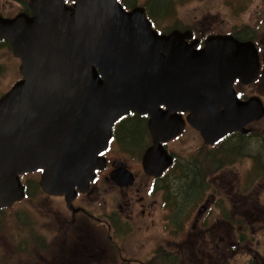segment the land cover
I'll use <instances>...</instances> for the list:
<instances>
[{"label": "water", "instance_id": "1", "mask_svg": "<svg viewBox=\"0 0 264 264\" xmlns=\"http://www.w3.org/2000/svg\"><path fill=\"white\" fill-rule=\"evenodd\" d=\"M66 1L28 0L31 14H0V41L10 43L21 75L0 96V208L23 198L19 175L27 172H41L47 194L69 201L84 191L126 114L149 116L142 166L155 175L171 163L162 142L181 132L180 112L208 143L247 133L263 117L258 98L242 101L232 87L257 75L252 43L211 36L194 49L188 32L158 33L142 6ZM126 172L118 164L112 174L130 181Z\"/></svg>", "mask_w": 264, "mask_h": 264}, {"label": "flooded vegetation", "instance_id": "2", "mask_svg": "<svg viewBox=\"0 0 264 264\" xmlns=\"http://www.w3.org/2000/svg\"><path fill=\"white\" fill-rule=\"evenodd\" d=\"M170 8L171 14L165 13L164 17L171 18L175 12L173 0ZM231 8L236 12L241 3L231 4ZM145 13L147 15L146 9ZM149 19L159 32H188L190 37L185 40L188 44L193 43L194 49H201L211 36H229L240 43H252L258 62L257 75L249 83L236 78L233 88L240 100L256 97L264 107V17L257 15L253 27L234 23L221 29L206 28L209 25L204 24L206 27L200 29L189 24L178 25L167 32L159 27L155 17ZM179 114L184 126L175 137L162 142L172 160L160 174H149L142 166V155L152 140L147 128L149 116L139 114L145 118L150 144L143 148L140 167L136 171L131 169L132 154L124 156L122 151L120 143L125 136L122 127L117 126L118 120L113 124L106 149L99 154L102 167L94 169L84 191L76 190L69 201L64 194H47L63 201L61 207H52L51 222L54 235L61 231L64 234L61 242L50 249L48 264H227L230 258L243 254L236 247L242 245L247 250L253 241L250 235L259 231L261 234V224L264 223V153L251 156L253 161L244 174L238 172V164L240 158L250 160L244 154L243 140L251 136L250 125L263 121L264 115L246 125L247 133L234 131L208 143L187 121L188 112ZM188 128L198 132L199 143L188 156L178 155L170 149L169 143L180 140ZM263 133V130L259 131V135ZM118 164L130 174V181L127 177H113L112 172ZM35 173L40 174L39 171ZM26 174L21 176L24 198L28 195ZM176 183L180 184L174 191ZM185 202H190L191 209H185ZM156 209L161 210L159 217L165 219L164 227L168 223L178 226L190 222V229L184 230L186 235L183 236L180 234L182 230L171 229L169 232L179 238V242L159 237L147 253L128 256L134 249L126 243L127 239L132 238L133 233L149 228L150 217ZM171 244L175 249L163 248V245ZM260 259V264H264V258ZM250 262L248 258L243 264Z\"/></svg>", "mask_w": 264, "mask_h": 264}, {"label": "rangeland", "instance_id": "3", "mask_svg": "<svg viewBox=\"0 0 264 264\" xmlns=\"http://www.w3.org/2000/svg\"><path fill=\"white\" fill-rule=\"evenodd\" d=\"M18 1L0 0V14L12 17L19 12L28 13L26 11L28 8L24 5L25 3L27 5L28 0ZM239 2L241 8L240 10L236 8V12H234L231 4L236 6ZM134 3L131 6L132 8L140 5L146 9L148 5L150 10L151 0H134ZM173 6L175 12L173 11L171 18L164 17L161 14L153 15L159 23V27L166 32L178 25L188 26L189 24L197 25L200 29L206 27L204 24L209 25L206 28L214 26L221 29L234 23L253 27L257 15L264 17V0H173ZM167 11H169L167 15H170L171 8ZM28 14H31V12ZM19 64L20 60L13 55L10 43L7 45L0 42V95L6 92L17 79L21 78L18 72ZM250 128L251 136L243 140L245 144L244 154L250 160L245 159V157L240 158L238 172L241 174L248 170V166L253 161L251 156L256 153H264V133L259 135L260 130L264 131V119L261 122L251 124ZM124 133L130 136L127 130ZM197 133L193 128H188L180 140L169 143L170 149L178 155L188 156V153L194 152V147L199 143ZM258 135L259 137H257ZM142 138V144L139 143L140 145L137 146L133 145L134 143H129L131 144L129 145L124 140L120 143L124 156L128 153L132 154L134 162L131 164V169L134 171L140 167L143 147L146 148L150 144V137L146 128ZM144 140L147 141L146 145ZM39 176L35 172L26 174L25 183L27 184L28 196L11 207L0 210V264H36L37 262L48 264L50 249L56 247L63 239V231L54 235L52 231L54 224L51 222L52 207H61L63 201L59 198H50L47 193L41 190ZM179 184L176 183L174 191L178 190ZM196 208L194 211H196ZM185 209H191L190 202H185ZM160 211L156 209L152 213L148 229L144 228L138 233H133V237L127 239L126 243L134 249L128 253V256L147 253L150 248L155 246L159 237L164 236L167 239L179 242L180 239L169 232L171 229L182 230L183 232L180 234L182 236L186 235L184 230L190 229V222L178 226L168 223L167 227H164L166 225L165 219H160ZM58 227H61V223H58ZM261 228V234H259V231L250 235L253 236V241L250 242L247 250H244L242 245L236 247L241 249L243 254L236 258H230L227 264H243L248 258L251 260L250 264H260V258H264V223L261 224ZM170 247L175 249L174 244L170 246L163 245L164 249Z\"/></svg>", "mask_w": 264, "mask_h": 264}, {"label": "trees", "instance_id": "4", "mask_svg": "<svg viewBox=\"0 0 264 264\" xmlns=\"http://www.w3.org/2000/svg\"><path fill=\"white\" fill-rule=\"evenodd\" d=\"M18 1V0H16ZM120 3L125 6V7H131L133 6L134 0H119ZM19 2V1H18ZM27 7L26 3L24 4ZM171 7V0H151V4H150V10L148 9V5L146 6V10H147V15L151 18H153L158 14L164 15L165 13H167L169 10V8ZM29 10V9H28ZM26 10L28 13L30 11ZM154 15V16H153ZM4 44L6 43L7 45L9 44V42L7 41H1ZM118 127H122V129L127 130L128 133H130L129 135H126V133H124L123 136H125V143H134L133 145L137 146L140 145L139 143L142 144L143 141V136H144V131L146 128V121L145 118L139 116V114H132L129 115L126 118H120L119 122L117 124ZM135 139V141H134ZM145 145L147 144V141H145ZM131 145V144H129ZM144 148V147H143Z\"/></svg>", "mask_w": 264, "mask_h": 264}]
</instances>
